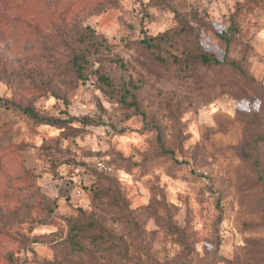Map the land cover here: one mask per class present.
I'll use <instances>...</instances> for the list:
<instances>
[{
	"label": "rangeland",
	"instance_id": "374dc122",
	"mask_svg": "<svg viewBox=\"0 0 264 264\" xmlns=\"http://www.w3.org/2000/svg\"><path fill=\"white\" fill-rule=\"evenodd\" d=\"M0 97V264H264V0H0Z\"/></svg>",
	"mask_w": 264,
	"mask_h": 264
},
{
	"label": "trees",
	"instance_id": "16d2710c",
	"mask_svg": "<svg viewBox=\"0 0 264 264\" xmlns=\"http://www.w3.org/2000/svg\"><path fill=\"white\" fill-rule=\"evenodd\" d=\"M220 36L223 37V39L226 42H228V38L226 37V35L220 34ZM155 39H156L155 37H149V38L144 37L142 39V42L146 47L152 48L154 46ZM193 57L204 65H220L223 63V61L219 60L213 53L208 52L203 49H201V51L198 54L194 55ZM6 103L7 101L3 99L2 97H0V105L4 106ZM22 111L26 113L28 116H30L34 121L39 122V123L56 124L61 121L59 118L40 116L32 108H29V107L23 108ZM167 153H170V151H167ZM99 170L104 171L101 169Z\"/></svg>",
	"mask_w": 264,
	"mask_h": 264
},
{
	"label": "built area",
	"instance_id": "2783aa9c",
	"mask_svg": "<svg viewBox=\"0 0 264 264\" xmlns=\"http://www.w3.org/2000/svg\"><path fill=\"white\" fill-rule=\"evenodd\" d=\"M95 165L101 170L108 169V167L101 160L98 159L95 161Z\"/></svg>",
	"mask_w": 264,
	"mask_h": 264
}]
</instances>
